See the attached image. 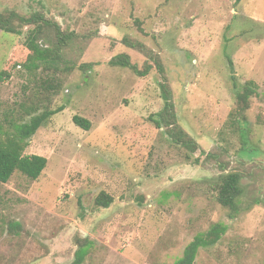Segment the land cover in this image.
Instances as JSON below:
<instances>
[{"label": "rangeland", "instance_id": "obj_1", "mask_svg": "<svg viewBox=\"0 0 264 264\" xmlns=\"http://www.w3.org/2000/svg\"><path fill=\"white\" fill-rule=\"evenodd\" d=\"M6 11L42 12L74 39L63 63L72 70L53 93L40 88L41 70L23 67L29 28L0 31L3 130L28 122V107L60 110L24 153L48 160L41 177L0 183V264H72L85 239L84 264H175L217 223L225 235L194 264H264V0H0ZM121 54L141 69L161 58L197 152L153 121L161 74L112 66ZM251 81L257 92L241 112L237 93ZM228 173L242 176L234 218L215 190ZM103 192L114 199L107 209L95 203Z\"/></svg>", "mask_w": 264, "mask_h": 264}, {"label": "trees", "instance_id": "obj_2", "mask_svg": "<svg viewBox=\"0 0 264 264\" xmlns=\"http://www.w3.org/2000/svg\"><path fill=\"white\" fill-rule=\"evenodd\" d=\"M24 27L29 28L25 40L29 55L23 65L24 69L32 75H37L35 73L41 70L40 75L44 77L40 79V88L58 93L63 85L62 74L72 70L70 65H63V63L65 62V50L74 39V34L63 31L57 23L47 19L42 12H35L29 16H22L15 11L0 12V31L21 34V29ZM125 42L130 47H138L127 40ZM150 57L154 64L146 63L142 69L132 63L131 58L126 54L114 57L110 64L114 67L131 69L140 77L147 76L154 67L157 69L163 79L160 87L165 104L163 110L156 114L157 118L153 121L158 128L165 127L167 129V134L174 144L195 153L199 149L198 144L177 123L172 91L168 85L161 58L157 55ZM4 75L10 78L7 72L1 73L0 77ZM256 92L257 85L252 81L246 83L242 91H238L237 100L241 112L250 108V99ZM59 111L45 109L42 113L37 114V108L28 107L27 115L30 116L28 122L14 124V130L4 131L0 126V183H8L16 172L31 181H37L41 177L47 167L48 160L39 155H24V153L29 146L30 139ZM73 121L81 128L90 129V122L80 116H75ZM208 156L211 157V155ZM215 185L217 201L230 210L231 217H236L241 211L239 198L243 193L242 176L239 173L224 174ZM113 201L111 195L103 192L96 198L95 203L98 207L107 209ZM17 227L18 225L13 226L11 231L15 232ZM226 231L225 224H214L207 233L199 234L194 238L175 264H194L200 249L217 244ZM92 246L91 240H79V247L75 252L72 264H84Z\"/></svg>", "mask_w": 264, "mask_h": 264}]
</instances>
